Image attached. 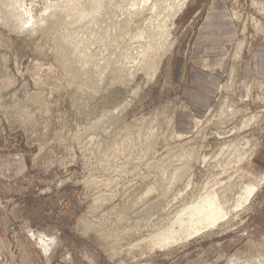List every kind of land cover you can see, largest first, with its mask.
Returning <instances> with one entry per match:
<instances>
[{
	"label": "rangeland",
	"instance_id": "1",
	"mask_svg": "<svg viewBox=\"0 0 264 264\" xmlns=\"http://www.w3.org/2000/svg\"><path fill=\"white\" fill-rule=\"evenodd\" d=\"M53 1L6 0L9 24L0 13L6 19L0 18V264H231L234 257L245 264L261 258L264 179L251 203L209 230L182 232L169 244H160V233L205 190L225 191L232 205L245 184L264 176V81L238 75L245 50L264 35V0H226L239 36L201 115L183 92L209 0H188L181 12L173 0H152L154 9L149 0H141L143 6L97 0L98 16L87 7L94 0ZM68 1L99 22L88 23L90 16L83 22L79 11L73 17L80 22L72 21ZM157 5L164 9L161 20ZM56 11L70 12L64 18L74 24L62 30L51 24ZM154 16L166 31H156ZM62 36L69 52L59 56L55 41ZM68 63L82 72L109 67L94 77L88 68L92 78L81 73L87 80L81 75L79 82ZM88 79L100 84L94 88ZM189 151L194 155L182 157ZM178 168L190 170L182 180L174 176Z\"/></svg>",
	"mask_w": 264,
	"mask_h": 264
},
{
	"label": "bare ground",
	"instance_id": "2",
	"mask_svg": "<svg viewBox=\"0 0 264 264\" xmlns=\"http://www.w3.org/2000/svg\"><path fill=\"white\" fill-rule=\"evenodd\" d=\"M6 1V0H5ZM4 0H3V2H0V13L2 14V16L3 17H5L6 18V16L7 15H9V14H11V12H12V5L11 4H9V3H4L5 2ZM15 2H16V0H14ZM55 1V0H54ZM53 1V2H54ZM71 1H74V3L77 5V1L75 2V0H71ZM92 1V0H91ZM97 1V0H96ZM98 1H101V0H98ZM98 1L97 2H95V0H94V2L92 1V2H90V1H86V2H90V4H88L87 3V7H90V5H91V7H90V9L89 8H87V9H89V10H93V8H94V11H95V6H98ZM104 0H102V6H104L103 5V3H105V1L103 2ZM108 1H111V0H108ZM107 1V2H108ZM130 1V0H129ZM142 1H145V0H142ZM142 1L141 0H137V2H140V4L143 6V4H142ZM150 1L152 2V0H149V3H150ZM155 1H157V0H155ZM165 1V0H164ZM163 1V2H164ZM167 1V0H166ZM169 1V0H168ZM187 1L188 0H173V3L175 4V7L173 6V4H172V8L174 9L175 8V10L177 11H180L181 12V10L185 7V5H186V3H187ZM60 2V1H59ZM59 2L57 3V4H59ZM69 2V1H68ZM67 2V5L69 6V8L71 9V8H73V10L75 9L74 7H78V6H70L69 4H71L70 2L68 3ZM79 2V1H78ZM113 2H115V1H113ZM146 2H148V1H146ZM171 2V1H170ZM16 3H18V1L16 2ZM50 3V2H49ZM100 3V2H99ZM112 3V2H111ZM117 3V2H116ZM115 3V4H116ZM130 4H132L131 2H129ZM129 3L127 2L126 4H128V6H129ZM133 3H136V1L135 2H133ZM157 3V2H156ZM165 3V2H164ZM63 4V3H62ZM62 4H59V5H61L60 7H58L57 9L59 10V8H63L64 6L62 5ZM79 4V3H78ZM83 4H85V2L83 3ZM110 4V3H109ZM113 4V3H112ZM122 4V3H121ZM151 4V3H150ZM149 4V5H150ZM161 4V3H160ZM22 5V8L21 7H19L20 9H24L23 7H25V6H23V3L21 4ZM65 6H67L66 4H64ZM81 5V4H80ZM86 5V4H85ZM89 5V6H88ZM100 5V4H99ZM136 5V4H135ZM134 5V6H135ZM152 5V4H151ZM16 6V5H15ZM45 6H47V5H45ZM52 6V5H51ZM54 6V5H53ZM53 6L52 7H50V9H48L49 11L51 10V8H53ZM56 7L58 6V5H55ZM118 6V5H117ZM127 6V5H126ZM127 6V7H128ZM137 6V5H136ZM140 6V5H139ZM138 6V7H139ZM147 6V5H146ZM153 6L154 5H152V8H153ZM158 6V5H157ZM165 6H168V5H165ZM84 7V6H83ZM86 7V6H85ZM93 7V8H92ZM106 7V6H105ZM114 7V6H113ZM119 7H122V6H119ZM118 7V8H119ZM147 7H149V6H147ZM156 7V6H155ZM14 8V7H13ZM66 8V7H65ZM92 8V9H91ZM98 9L97 10H99V9H101V7H97ZM124 7H122V8H120V10L121 9H123ZM158 8H159V10H157V12L159 11V13H158V15H159V17L158 18H160V20H161V18H162V11L164 10L163 9V7H161V5L160 6H158ZM67 9V8H66ZM65 9V11H67ZM70 9H69V11H70ZM81 9V8H80ZM83 9V8H82ZM150 9H151V6H150ZM154 9V8H153ZM28 10V11H27ZM26 11L29 13L30 11H29V9H27ZM45 10V9H44ZM62 10H64V9H62ZM117 10V9H116ZM115 10V11H116ZM129 11H130V9H128ZM136 10V9H135ZM141 10V9H140ZM140 10H138V8H137V12L136 13H138V14H140L141 12H140ZM146 10V9H145ZM144 10V11H145ZM148 10V9H147ZM22 11V10H21ZM75 12H73L72 13V21H74V19L76 20L75 21V23H78V21H79V19H78V21H77V18H75L76 16H77V13H76V11H77V9L76 10H74ZM79 12H80V15H82L83 13H84V11H85V9L84 10H78ZM77 11V12H78ZM93 11V12H94ZM115 11L113 12V13H115ZM125 11H127V10H125ZM153 10H150V12H152ZM23 12H25V10L23 11ZM58 11H56L54 14H53V18H52V21H51V24H52V22H53V24H54V26H60V25H62V24H64V23H66V19L64 18V16H66L67 15V17H69V14H70V12H69V14H65V13H67V12H65L64 14L65 15H63V13H62V15H61V13L59 12V13H57ZM72 12V11H71ZM109 12V11H108ZM110 12H111V10H110ZM122 12V11H121ZM124 12V11H123ZM121 13L122 15L124 14V13ZM128 12V11H127ZM140 12V13H139ZM146 12V11H145ZM31 13V12H30ZM44 13H45V11H44ZM76 14V16L75 17H73V14ZM95 13H96V15L98 14V12L97 11H95ZM105 13V12H104ZM126 13V12H125ZM134 13V12H133ZM144 13V12H143ZM142 13V14H143ZM88 14V13H87ZM87 14H84V15H86L85 17H83V15L81 16L82 17V21L84 22L85 20H88L89 19V17L88 16H90V21H88V23L89 22H92L91 21V19L93 18V17H95L94 16V13H93V15L91 14V11H90V14L87 16ZM100 14V13H99ZM106 14V13H105ZM128 14L129 13H127V16H128ZM132 16H133V14L132 13H130ZM27 15H29V14H27ZM31 15V14H30ZM45 16H47L46 15V13L44 14ZM44 15H42V16H44ZM79 15V14H78ZM103 15V14H102ZM101 15V16H102ZM112 15V14H111ZM111 15H109V17L111 16ZM115 15V14H114ZM113 15V16H114ZM135 15H137V14H135ZM141 15V14H140ZM149 15V14H148ZM147 15V16H148ZM151 15V14H150ZM153 15H155L156 16V14H153ZM26 16V15H25ZM32 16V15H31ZM98 16V15H97ZM96 16V17H97ZM121 16V15H120ZM126 16V15H125ZM155 16H154V18H155ZM3 17H0V18H2L4 21L6 20V19H4ZM36 17V16H35ZM48 17V16H47ZM66 17V18H67ZM71 17V16H70ZM88 19H87V18ZM106 17V16H105ZM174 17H175V15H174ZM7 22H8V24H9V20H10V16H7ZM14 18V17H13ZM12 18V19H13ZM30 16H29V18L28 17H24L23 19H25V23H27V22H30ZM83 18H86L85 20L83 19ZM112 17H110V19H111ZM132 18V17H131ZM158 18H155V19H158ZM42 19V18H41ZM104 18H102V20H103ZM109 19V18H108ZM114 19H116V17L114 18ZM113 19V20H114ZM121 19H122V17H121ZM127 19H129V18H127ZM152 19V18H151ZM155 19H154V21H155ZM32 20V19H31ZM45 20H46V18H45ZM50 20V19H49ZM67 20H70V18H68ZM81 20V19H80ZM92 20H94V19H92ZM96 20H99V18H96ZM96 20H94L93 22H99V21H96ZM101 20V21H102ZM112 20V19H111ZM120 20V19H119ZM132 20V19H131ZM153 20V19H152ZM159 19H158V23H157V26H158V28L156 27V23H155V27L157 28L156 29V31L158 30V32L160 33V32H163V31H166V27L164 26V22H162V21H160ZM72 21H69V22H67V23H69L70 24V22H71V24L73 23ZM81 21V22H82ZM104 21V20H103ZM106 21V20H105ZM116 21H117V19H116ZM123 21V20H122ZM125 21V20H124ZM123 21V23H126V21L124 22ZM128 21V20H127ZM154 21H150L151 23H153ZM14 22V21H13ZM80 22V21H79ZM121 22V21H120ZM128 22H130V21H128ZM3 23V22H2ZM66 23V24H67ZM110 23V22H109ZM112 23H114L113 21H112ZM149 23V22H148ZM12 24V23H11ZM31 24H34V23H31ZM74 24V23H73ZM84 24H86V23H84ZM111 24V23H110ZM129 24V23H128ZM130 24H132V23H130ZM257 24H259V23H257ZM88 24H86V26H87ZM100 25V24H99ZM116 25V24H115ZM120 25V24H119ZM126 25V24H125ZM124 25V26H125ZM152 25V24H151ZM12 27H13V24L11 25ZM52 26V25H51ZM51 26H49V28L51 27ZM82 26V25H81ZM80 26V27H81ZM91 26V25H90ZM102 26V25H101ZM100 26V27H101ZM105 26V25H104ZM113 26H114V24H113ZM154 26V25H153ZM61 27V26H60ZM70 27V26H69ZM96 27V26H95ZM105 27H107V26H105ZM128 28H129V26H127ZM14 28H15V25H14ZM28 28V27H27ZM86 28V27H85ZM104 28V27H103ZM113 28V27H112ZM153 28V27H152ZM246 26L244 25V28H243V32H245L246 31ZM10 29V28H9ZM42 29H44V28H42ZM54 29V28H53ZM67 29H69L68 27H67ZM48 30H50V29H48ZM60 30H62V27L60 28ZM79 30H80V28H79ZM88 30V29H87ZM87 30H86V32H87ZM92 30V29H91ZM100 30V29H99ZM120 30H122V29H120ZM151 30V29H150ZM27 31V30H26ZM38 31H39V29H38ZM52 31V30H51ZM55 31V30H54ZM56 31H57V28H56ZM64 31V30H63ZM69 31V30H68ZM82 31V30H81ZM88 31H90V30H88ZM123 31V30H122ZM155 31V30H154ZM70 32V31H69ZM77 32V31H76ZM84 32H85V30H84ZM94 32V31H93ZM97 32V31H96ZM104 32V31H103ZM102 32V33H103ZM31 33V32H30ZM34 33V32H33ZM78 33V32H77ZM89 33H91V31L89 32ZM106 33H108V32H106ZM55 34V33H54ZM79 34V33H78ZM92 34V33H91ZM96 34V33H95ZM80 35V34H79ZM93 35V34H92ZM97 35V34H96ZM105 35V34H104ZM158 35V34H157ZM50 36H52V34L50 35ZM76 36V35H75ZM74 36V37H75ZM100 36H102V34L100 35ZM159 36V35H158ZM73 37V36H72ZM104 37H107L106 35L104 36ZM65 38H67L66 36L63 38V36L62 37H60V38H58L57 39V41H55L56 43H57V48H58V53H59V56H63V54L65 55L66 53H68L69 52V48H68V46L64 43V41H63V39H65ZM79 38V37H78ZM91 38V37H90ZM157 38V37H156ZM53 39V38H52ZM95 39V38H94ZM102 39H103V36H102ZM107 39V38H106ZM111 39V38H110ZM68 40V39H67ZM101 40V39H100ZM54 41V40H53ZM66 41V40H65ZM69 43V42H68ZM71 43V42H70ZM102 43H103V41H102ZM54 44V43H53ZM55 45V44H54ZM163 45V44H162ZM244 45H245V40L244 41H242V43H240V48L238 47L237 48V51L239 50V52H242V50H243V48H244ZM107 46V45H106ZM151 46V45H150ZM169 47V46H168ZM171 47L172 46H170L169 48H167L168 50H170L171 49ZM54 48V47H53ZM120 49H121V47H120ZM119 49V50H120ZM123 49V48H122ZM121 49V50H122ZM91 50V49H90ZM73 51V50H72ZM83 51V50H82ZM136 51V50H135ZM236 51V52H237ZM134 52V51H133ZM139 53V51H136V52H134L135 54L136 53ZM164 52H168V51H164ZM57 53V52H56ZM75 53V52H74ZM73 53V54H74ZM141 54V53H140ZM166 54V53H165ZM69 55V54H68ZM145 55H146V52H145ZM160 55H163V54H160ZM114 56V55H113ZM123 56V55H122ZM76 57V56H75ZM114 57H116V56H114ZM117 57H118V55H117ZM131 57V56H130ZM145 57V56H144ZM147 57V56H146ZM162 57V56H161ZM160 57V58H161ZM89 58V57H88ZM159 58V57H158ZM163 58V57H162ZM118 59H119V57H118ZM61 60V59H60ZM80 60V59H79ZM89 59H87L86 61H88ZM97 60V59H96ZM95 60V61H96ZM109 60H111V59H109ZM131 60V59H130ZM82 61V60H81ZM90 61V60H89ZM88 61V62H89ZM91 61H92V59H91ZM106 61V60H105ZM116 61V60H115ZM146 61H147V59H146ZM145 61V62H146ZM87 62V63H88ZM93 63H96V62H94V61H92ZM100 62V61H99ZM111 62V61H110ZM117 62V61H116ZM61 62H59V64H60ZM65 64H66V62H64ZM72 63V62H71ZM79 63V62H78ZM102 63V62H101ZM108 63V62H107ZM107 63H105L106 65H105V67H106V69L108 70V68L107 67H109L108 65L109 64H107ZM149 63V62H148ZM147 63V64H148ZM69 64V63H68ZM73 64V63H72ZM72 64H69L68 66H69V74H71V76H72V78L73 79H75V80H78L79 82H82L83 80H85L86 78H87V76H88V74H87V70H88V68L89 67H87V70H86V67L84 66V70H85V72H86V74H84L85 72L83 71H80V69L81 70H83V67L82 68H80V65H79V68L77 67H75L74 65H72ZM90 64V63H89ZM88 64V66H90ZM111 64V63H110ZM114 64V63H113ZM118 64V63H117ZM85 65H87V64H85ZM104 65V64H103ZM115 65V64H114ZM149 65V64H148ZM95 66V65H94ZM97 66V65H96ZM123 66H125V65H123ZM122 66V67H123ZM91 68L93 67V66H90ZM99 68H100V65L98 66ZM119 67V66H118ZM117 67V68H118ZM124 68V67H123ZM123 68H121L122 69V71H123ZM147 68V67H146ZM65 69H67V67H65ZM90 69V68H89ZM97 69V68H96ZM96 69L94 70V72L96 73V72H99V71H103L104 70V66L103 67H101L100 68V70L99 71H96ZM102 69V70H101ZM105 69V70H106ZM120 69V68H119ZM120 69V70H121ZM128 69H129V67L128 68H126V70L128 71ZM105 70H104V72H105ZM106 70V71H107ZM114 70H116L115 68H114ZM126 70H125V74H126ZM90 71L91 72H93V70H91L90 69ZM89 71V72H90ZM129 71H130V69H129ZM66 72V73H67ZM91 73V75H93V74H95V73ZM104 72H102L103 74H105ZM151 72H152V70H151ZM65 73V74H66ZM81 73H83L84 75H87L86 76V78L83 76V74H81ZM101 73V74H102ZM107 73V72H106ZM111 73V72H110ZM109 73V74H110ZM116 73V72H115ZM100 74V75H101ZM113 74V73H112ZM118 74V73H117ZM121 74H122V77L121 78H123V77H126L127 75H129L128 74V72H127V74H126V76L121 72ZM155 74V73H154ZM67 75V74H66ZM85 78V79H82V76ZM97 75V74H96ZM124 75V76H123ZM233 75V74H232ZM89 76H90V73H89ZM89 76H88V78H89ZM95 75H93L92 77H94ZM98 76H99V73H98ZM116 76V75H115ZM91 77V76H90ZM91 77V78H92ZM114 77V76H113ZM116 78V77H115ZM117 78H119L118 77V75H117ZM71 79V78H70ZM69 80V79H68ZM80 80H82V81H80ZM87 80V79H86ZM96 80H102L100 77L98 78V79H96ZM104 80V79H103ZM121 80V79H120ZM124 80V79H123ZM231 80V79H230ZM89 81H91V82H89ZM92 81L93 80H89L88 79V82L91 84L92 83ZM87 82V83H88ZM99 84H100V81H97ZM261 82H263V81H261ZM95 83V84H94ZM93 84L96 86V84H98V83H96V82H94ZM101 84H102V82H101ZM261 84V83H260ZM92 85V84H91ZM94 85H92V87H94ZM83 86V85H82ZM102 86V85H101ZM83 87H85V86H83ZM97 87V86H96ZM96 87H94V88H96ZM100 87V86H99ZM228 87H230V86H228ZM248 87V86H247ZM100 89V88H99ZM228 89V88H227ZM242 89V88H241ZM90 90H91V88H90ZM95 90V89H94ZM92 91V90H91ZM90 91V92H91ZM252 91V90H251ZM250 92V91H249ZM91 93H93V92H91ZM223 106V105H222ZM179 136H181V134H179ZM193 150V149H192ZM181 153H182V150H181ZM192 153L193 152H184L183 154L184 155H182V157H184L185 155L186 156H188V155H192ZM193 155H194V153H193ZM194 157V156H193ZM192 156H191V158H193ZM185 159V158H184ZM183 159V160H184ZM199 159V158H198ZM197 159V160H198ZM187 160H189V159H187ZM191 160V159H190ZM189 160V161H190ZM185 161V160H184ZM192 161V160H191ZM190 161V162H191ZM199 161V160H198ZM197 161V162H198ZM186 162V161H185ZM168 163V162H167ZM199 163V162H198ZM170 164V163H169ZM172 164V163H171ZM185 164V163H184ZM188 164V163H187ZM197 164V163H196ZM164 164H162V166H163ZM166 166H167V164H165ZM165 166V167H166ZM183 166H186V165H183ZM189 166V165H188ZM190 168V167H189ZM187 168H184V169H179L178 168V170H174L175 171V173H174V176L176 177V178H180L181 179V176H182V174L184 173V171L186 170ZM191 169V168H190ZM161 170V169H160ZM168 171V170H167ZM188 171H190L189 169H188ZM187 170H186V172H188ZM172 172H173V170H172ZM165 174H166V172H165ZM172 174V173H171ZM160 175H161V171H160ZM163 175H164V173H163ZM169 175V174H168ZM191 175V174H190ZM183 176H184V174H183ZM172 177V176H171ZM169 178V177H168ZM184 178V177H183ZM263 179H264V176H263V178L260 180V182L259 183H249V184H245V186L243 187V191L239 194V196L237 197V199L234 201V203L232 204V205H230V203H229V201H228V199L226 198L227 197V195H226V193H225V191L221 194L216 188H213L212 190H205V192H203L202 194H199V196L197 197V198H195V199H191V201L190 202H188L187 204H185V205H183L182 206V208H179V210H177L178 212H176L177 214L175 215H172V213H171V215L174 217V221L171 223V225L168 227V229H166L164 232H162V233H160V236H161V239H160V244H169L170 242H173L175 239H176V237H177V235L178 234H180V233H187V234H191V233H199V232H201V231H203V230H206V229H208V228H210V227H213V226H216L218 223H220V222H223V221H225L226 219H228L230 216H231V213L233 212V211H235V210H239L240 208H243L244 206H245V204H249V203H251V200L255 197V195H257V192L259 191V189H260V184L263 182ZM182 180V179H181ZM169 181H170V178H169ZM160 182V181H159ZM164 182V181H163ZM183 182V181H182ZM155 184H157V183H155ZM176 184V183H175ZM152 186V188H153V185H151ZM151 186H150V188H151ZM158 186V185H157ZM159 186H160V184H159ZM158 186V187H159ZM155 187V186H154ZM167 187H170V186H167ZM175 187H176V185H175ZM159 188H161V187H159ZM172 188V187H171ZM156 189V188H155ZM149 190V189H148ZM150 191V190H149ZM227 191V190H226ZM151 192V191H150ZM153 192V191H152ZM163 192H165V191H163ZM197 192V191H196ZM195 192V193H196ZM157 193V192H156ZM150 194V193H149ZM148 195V194H147ZM146 195V196H147ZM194 195V194H193ZM192 195V196H193ZM141 197H143V196H141ZM159 197H161V196H159ZM165 197H167V196H165ZM175 197H176V195H175ZM189 197V196H188ZM195 197V196H194ZM190 198V197H189ZM171 199H173V198H171ZM185 200V199H184ZM168 201H169V199H168ZM179 201V200H178ZM184 204V203H183ZM176 206V205H175ZM174 207V206H173ZM164 209V208H163ZM152 210V209H151ZM165 217H166V215H165ZM167 218V217H166ZM164 220V219H163ZM209 230V229H208ZM204 232V231H203ZM186 236V235H185ZM181 237V236H180ZM44 239V238H43ZM42 243H44L43 241H42ZM45 244V246H46V244H48L47 242L46 243H44ZM44 244H42L43 245V247H44ZM46 247H48V246H46ZM46 247H44L45 249H48V248H46ZM262 251V250H261ZM259 255H260V253H258ZM263 256H264V254H262ZM263 256H261V258L259 257V259L258 260H255L256 258H254V259H252V258H250L247 262L248 263H245V264H264V257ZM234 257V256H233ZM249 258V257H248ZM230 259V258H229ZM235 259V260H234ZM237 259H239V258H237ZM230 261H231V264H237L236 263V261H238V260H236V258L234 257V258H231L230 259ZM229 261V262H230ZM245 262H246V259H245Z\"/></svg>",
	"mask_w": 264,
	"mask_h": 264
},
{
	"label": "crops",
	"instance_id": "3",
	"mask_svg": "<svg viewBox=\"0 0 264 264\" xmlns=\"http://www.w3.org/2000/svg\"><path fill=\"white\" fill-rule=\"evenodd\" d=\"M206 6L190 51L195 61L190 65L188 85L183 92L190 107L200 115L213 101L218 85L217 69H227L230 47L239 36V26L233 21L226 0H209ZM238 75L242 81L253 78L264 81V35L254 37L245 50Z\"/></svg>",
	"mask_w": 264,
	"mask_h": 264
}]
</instances>
